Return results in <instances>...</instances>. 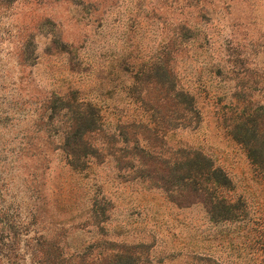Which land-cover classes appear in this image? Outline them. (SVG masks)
I'll list each match as a JSON object with an SVG mask.
<instances>
[{
    "label": "rangeland",
    "instance_id": "374dc122",
    "mask_svg": "<svg viewBox=\"0 0 264 264\" xmlns=\"http://www.w3.org/2000/svg\"><path fill=\"white\" fill-rule=\"evenodd\" d=\"M175 88L199 116L176 132L156 102ZM82 97L107 134L126 115L163 116L157 151L222 168L231 217L151 185L122 144L69 166ZM260 105L264 0H0V264H264V181L225 121Z\"/></svg>",
    "mask_w": 264,
    "mask_h": 264
},
{
    "label": "trees",
    "instance_id": "16d2710c",
    "mask_svg": "<svg viewBox=\"0 0 264 264\" xmlns=\"http://www.w3.org/2000/svg\"><path fill=\"white\" fill-rule=\"evenodd\" d=\"M156 102L175 109L172 122L175 132L191 128L199 121L194 97L180 88H175L174 94H162ZM235 109L225 116L229 136L243 147L256 177L264 181V106L248 112L237 113ZM75 110V130L68 127L67 141L63 145L69 166L87 167L91 159L106 150L105 146L122 144L127 150L125 155H120L121 158L136 162L151 185L165 187L171 197L181 192L195 195L202 199L213 219L228 220L231 217L236 207L230 198L224 196L223 190H229L231 182L222 168L201 152L186 146H177L176 152L168 158L157 151L156 148L160 149L158 146L163 143V133L167 132V128L158 126V122H164L163 116L158 119L153 113L146 118L142 114L126 115L122 117L124 121L113 122L114 132L110 134L108 131L107 134L109 125L94 102L82 97ZM95 133L103 134L102 142L93 140ZM69 138L73 141L69 142Z\"/></svg>",
    "mask_w": 264,
    "mask_h": 264
}]
</instances>
